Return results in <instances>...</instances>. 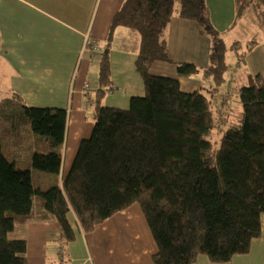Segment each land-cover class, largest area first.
<instances>
[{"label": "trees", "instance_id": "1", "mask_svg": "<svg viewBox=\"0 0 264 264\" xmlns=\"http://www.w3.org/2000/svg\"><path fill=\"white\" fill-rule=\"evenodd\" d=\"M177 4L176 16L198 21L212 39L207 67L170 56L165 32ZM235 4L237 17L254 9L264 21V0ZM118 26L140 34L135 64L145 91L126 108L102 103L112 89L110 42ZM108 40L92 133L66 174L68 109L28 105L18 93L0 105V264H28L27 238L12 236L18 223L53 220L71 242L77 231L70 212L87 233L134 204L157 244L154 264H194L200 255L225 263L249 253L264 222V76L248 74L238 91L240 116L229 120L227 95L219 93L230 71L227 45L206 0H125ZM233 47L239 64L253 44ZM155 61L176 64L181 76L202 74L210 87L184 90L179 78L152 73ZM223 123L229 125L216 146L210 136Z\"/></svg>", "mask_w": 264, "mask_h": 264}, {"label": "crops", "instance_id": "2", "mask_svg": "<svg viewBox=\"0 0 264 264\" xmlns=\"http://www.w3.org/2000/svg\"><path fill=\"white\" fill-rule=\"evenodd\" d=\"M124 1L0 0V74L11 94L0 100L7 101L18 93L28 105L67 108L71 123L67 135L68 131H73L76 140L70 145L75 150L72 163L81 140L91 135L94 125L95 108L93 114H87V110L94 102L98 87L100 62L97 65L95 58L101 57L100 52L108 44L113 16ZM206 4L217 29L240 23L258 26L264 32V21L258 19L254 9L237 17L235 0H206ZM134 31L118 26L113 32L110 42L112 89L105 94L109 97V106L126 108L132 96L144 94L143 79L135 64L140 34ZM165 37L173 60L208 66L212 39L200 33L198 21L174 16ZM248 38L246 42L234 41L251 43L253 48L239 63L245 66L243 74H238L237 66L230 69L232 73L226 80L228 90L235 91L237 83L239 87L246 85L249 73L264 76V36ZM92 44L98 50L92 51ZM151 72L177 77L182 86L184 82L196 81L191 80L196 76L179 75L173 63L155 61ZM195 86L201 88L202 83ZM79 119L87 124L82 130L74 128ZM68 145L65 141L64 154ZM72 163L65 171L63 155L62 174L70 170ZM69 217L77 231L75 242L64 241L59 224L53 220L17 224L16 228L25 233L22 237L28 240V264H48L53 242L58 244L57 250L64 259L62 264H154L152 256L157 252V244L138 204L98 224L89 237L73 212ZM194 264H264V222L262 235L253 240L249 253L237 254L225 263H214L200 255Z\"/></svg>", "mask_w": 264, "mask_h": 264}, {"label": "rangeland", "instance_id": "3", "mask_svg": "<svg viewBox=\"0 0 264 264\" xmlns=\"http://www.w3.org/2000/svg\"><path fill=\"white\" fill-rule=\"evenodd\" d=\"M178 9H179V5H176V10H175V16L178 13ZM222 35V37L224 38L226 45H227V50H226V61L230 64V69L233 70L235 66H237V70H238V74H243L244 70H245V66L244 64H237V59H236V50L233 47V43L235 40H240L242 42H246L247 39H250L248 37H252L253 35L256 36V38L258 37H262L264 36V32L258 27V26H251V25H241L240 23H237L236 26L228 25V26H222V28L218 29ZM136 32V31H134ZM135 34H138L137 32ZM249 35V36H247ZM139 36V34H138ZM102 53V51L100 52V54ZM95 62L98 65V63L100 62V56H96L95 58ZM171 68V66H170ZM154 73V72H153ZM232 71L227 72V77L229 76V74H231ZM157 74V73H156ZM170 76V74H167ZM196 78V79H195ZM195 78L191 77V80H196V81H192V84H189L188 82H184L182 88L184 90H193L196 89L195 85H199L200 83H202V88L204 91H206V88L210 87V83H211V79L207 78V77H202V75L196 76ZM198 81V82H197ZM190 85H193L192 88ZM198 87V86H197ZM236 90H228L229 85H227L226 83L221 85L219 88V93L220 94H225L227 96H224L223 98H227L228 99V107L226 108L228 111V114H225L228 116L229 120L235 121L239 118L240 113L242 111V106L240 103V99H239V95H238V91H239V84L237 83L236 86ZM228 90V91H227ZM219 94V96H220ZM10 97L11 94L9 92V89L6 88V82L3 79L2 75L0 74V99H3L4 97ZM219 96H216V102L221 103V97L219 98ZM108 95L104 96V100H103V104L107 105V100H108ZM5 101L1 102L0 100V105H2L3 103H5ZM129 107V106H128ZM94 103L89 104L88 105V110H87V114H93L94 113ZM69 119V116H68ZM89 119L92 121V117H90L89 115ZM74 120L76 121V118L74 117ZM86 121V120H85ZM84 122V120H83ZM71 123L68 120L67 122V128H66V143H69V147L67 149V151H65L64 154V170L67 171L69 168V165H71L72 163V159H73V155L75 153V150L72 148H70V145L76 143V140L73 139V135L74 132L73 131H68V135H67V129L68 126L70 127ZM87 124H83L80 119L78 122H76L74 128H78L79 130H82L84 127H86ZM229 125V124H226ZM225 125V123L222 124V126L218 129H215L214 132L212 133V135L210 136V139L214 142V144L216 146L219 145L220 142V138L221 135L223 133V131L227 128V126ZM2 130V125L0 122V132ZM139 206V205H138ZM97 227V226H96ZM96 229V228H95ZM94 229V230H95ZM93 230V231H94ZM92 231V232H93ZM89 233L91 232H87L85 233V235L87 237H89ZM23 235H25V233L23 231H21V229L16 228L15 231L12 233L13 237H22ZM79 236H82L83 238H85V236L82 235V233H79ZM77 239L73 240L72 242H75ZM58 244H56V242L52 243L51 246V251L50 253L52 254L51 257V261L48 262V264H62L64 262V259H62L61 257V253L60 251L57 250ZM91 247H92V243H91ZM92 250V249H91ZM206 256V255H205Z\"/></svg>", "mask_w": 264, "mask_h": 264}, {"label": "built area", "instance_id": "4", "mask_svg": "<svg viewBox=\"0 0 264 264\" xmlns=\"http://www.w3.org/2000/svg\"><path fill=\"white\" fill-rule=\"evenodd\" d=\"M87 46H89V45H86V47ZM91 47H92V51L98 50V47L95 44H92Z\"/></svg>", "mask_w": 264, "mask_h": 264}]
</instances>
